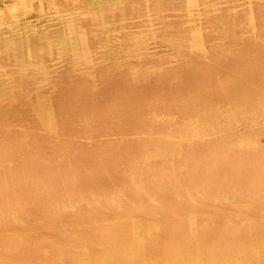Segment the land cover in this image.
<instances>
[{"label": "bare ground", "instance_id": "6f19581e", "mask_svg": "<svg viewBox=\"0 0 264 264\" xmlns=\"http://www.w3.org/2000/svg\"><path fill=\"white\" fill-rule=\"evenodd\" d=\"M209 1L0 32V264H264V0Z\"/></svg>", "mask_w": 264, "mask_h": 264}, {"label": "rangeland", "instance_id": "374dc122", "mask_svg": "<svg viewBox=\"0 0 264 264\" xmlns=\"http://www.w3.org/2000/svg\"><path fill=\"white\" fill-rule=\"evenodd\" d=\"M207 1H209V0H207ZM261 1L262 0H210L209 2L214 4L215 6L209 10V13L212 14V16L220 15L221 10L223 8V10H230V16H232V17H238V16L245 17V15L248 13V11L251 10V6H253L254 4L256 6ZM60 2H62V3H60ZM129 2H130V5H131V3H133V5H137L140 8H141V5L143 4V5H145L144 7H146V10L144 11V13L142 11H141V13H138L139 10H137L136 13L130 12V10L128 8ZM219 3H220V5H219ZM94 4L96 7L94 6ZM98 4H99V6H98ZM185 4H186V6H185ZM45 5H47V6H45ZM49 5H51V6H49ZM112 5H114V6H112ZM198 5H199V7H198ZM88 6H89V8H88ZM108 7L109 8L111 7L110 9H112L114 11V15H115L114 19H116V20L118 19V16L122 14V10H123L125 12V15H124L125 18L124 19L126 21V18H127L126 16L130 12V15H132V20H131L130 15H128L129 20H127V23L128 24L133 23V25L135 24V26H137V23L138 24H140L141 22L144 23L143 26H145V27L142 26L144 33H145L144 35H146L148 33V30H149V32H151L154 29H158V27L161 26V24L159 23L160 22L159 21L160 16L162 17V19H164L167 22L173 21L174 25H177V23L181 22V21L185 22V20H190V21H193L194 23L199 22V25H201L200 22L202 20V18H201L202 16H200V15L203 14L205 11L203 0H201V1L200 0H183V5H182L181 10L178 9V10H174V11H173V9L170 10V9H167L164 7L163 8L160 7V8H158L159 10H155L153 8V0H130V1L128 0V2H126V0H120V2H119V0H0V32H2L4 34L5 31H7L8 29H10L12 27H13L12 29H14V30L16 29V30L24 31L23 29H25V27H27L25 30L29 31L28 34L30 36H33L34 32L42 31L44 33L49 34L50 37L52 36L54 38L53 34L54 33L57 34L56 32H59L60 31L59 29H61V31L63 30V37H60L61 39L59 37L54 39V41L56 43L59 42L58 44L60 45L59 46V45L55 44L56 46L54 47V52L58 53V50H60L63 46H66L67 48H71L73 46V44L76 45L77 44L76 38H77L80 30L81 29L86 30V26L88 25V23H90L92 17H94L96 15L101 16L104 13L106 14L105 11H108V10H106V8H108ZM123 7H125V8H123ZM126 8H128V9H126ZM55 9H57V10L55 11ZM212 9H214V10H212ZM44 10H47V11H44ZM93 11H94V14L91 13ZM48 13H50V14H48ZM56 13H57V15H56ZM69 13H70V15H69ZM198 14H200V15H198ZM167 15L168 16L170 15V16L167 17ZM172 15H174V16H172ZM51 16H53V17H51ZM71 17H72V19H71ZM46 19H48V20H46ZM53 19H54V21H53ZM194 19H195V21H194ZM168 20H170V21H168ZM67 21H68V23H67ZM69 21H70V23H69ZM150 22H152V24H154V25H147ZM7 25H9L10 27ZM52 25H54V26H52ZM64 26H65V28H64ZM71 26H73V27L71 28ZM148 26H150V27L147 28ZM29 27H31V28H29ZM75 28H76V30H75ZM2 29H3V31H2ZM47 29H48V31L49 30L50 31L47 32ZM151 29H153V30H151ZM72 35L74 38L72 37ZM146 36H148V35H146ZM67 37H68V39H67ZM65 39L69 40L70 42L65 40ZM62 40H64L65 42L62 43L63 42ZM60 41H62V42H60ZM70 43H71V47L69 46ZM78 48H80V46L77 45V46H75V48L73 46L72 49L76 50ZM1 52H2V50L0 49V55H1Z\"/></svg>", "mask_w": 264, "mask_h": 264}]
</instances>
